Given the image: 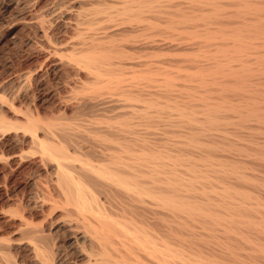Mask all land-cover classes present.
<instances>
[{"label":"rangeland","instance_id":"rangeland-1","mask_svg":"<svg viewBox=\"0 0 264 264\" xmlns=\"http://www.w3.org/2000/svg\"><path fill=\"white\" fill-rule=\"evenodd\" d=\"M160 1L162 10L151 9L147 30L139 31L144 39L136 32L143 47L140 42L133 47L130 93H122L120 81L106 94L71 64L79 1L0 0V95L42 121L65 113L79 124L99 120L96 97H107V114L116 125L127 119L135 142L234 167L212 174L219 184L264 205V0ZM1 108L0 114L12 119L10 110ZM12 133L0 136V238L21 223L12 214L20 212L29 227L46 229L49 241L63 244L59 225L73 218L75 209L70 204L72 209L61 210L69 203L61 198L55 164L28 141L11 145ZM74 166L79 169V163ZM236 213L252 215L246 219L255 223L232 224L224 234L220 228L211 231L208 245L199 241L201 254L207 248L221 264H264V206Z\"/></svg>","mask_w":264,"mask_h":264},{"label":"bare ground","instance_id":"bare-ground-1","mask_svg":"<svg viewBox=\"0 0 264 264\" xmlns=\"http://www.w3.org/2000/svg\"><path fill=\"white\" fill-rule=\"evenodd\" d=\"M74 1L80 5L71 7L77 16L75 40L69 50L73 69L85 70L95 91L106 89L111 94L121 81L122 93H130V60L136 52L133 47L142 40L135 39L136 32L147 30V14L154 7L159 13L161 1L160 5L158 0ZM96 98L99 120L79 124L65 113L42 121L37 112L36 116L33 111H23L0 95V109L8 108L14 119L0 114V136L13 132L7 139L11 145L28 141L44 161H53L59 176L56 184L64 195L61 198L69 203L61 205V210L75 209V214L67 212L73 218L66 217L59 225L65 230L63 244L49 241L46 229L29 227L20 212H13L21 223L12 234H2L0 264H221L207 253L209 249L201 254L199 241L206 246L213 230L224 234L231 231L232 224L255 223L246 219L249 215L236 211L264 205L253 203L251 195L227 183L219 184V177L212 174L236 171L234 167L211 158H191L187 152V157L181 153L172 156L158 146L135 142L127 116L116 125L104 107L107 97ZM6 193L5 199H11Z\"/></svg>","mask_w":264,"mask_h":264}]
</instances>
